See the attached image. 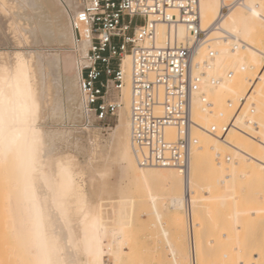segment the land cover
Here are the masks:
<instances>
[{"label":"bare ground","instance_id":"1","mask_svg":"<svg viewBox=\"0 0 264 264\" xmlns=\"http://www.w3.org/2000/svg\"><path fill=\"white\" fill-rule=\"evenodd\" d=\"M68 3L71 5L72 0ZM249 5L253 7L250 9ZM225 6L227 11H223ZM25 7L37 9L39 0H0V11L12 10L14 15L9 24L14 30V37L17 38L19 26L28 40L27 34L34 35L39 27L35 22L34 26L32 22L22 23L21 10ZM201 22L202 28L208 29L207 38L197 49L195 63L205 67L200 91L193 100V117L203 128L212 125L220 128L229 122L233 126L220 136L193 128L198 144L192 147L187 176L174 167L141 166L132 146L130 120L122 111L108 140L103 139L98 130L87 127L90 133L87 139L88 164L92 165L98 159L103 147L109 148L104 159H112L133 179L132 193L126 196L99 195L94 199L87 189V166L84 167L74 153L64 151L53 154L54 147L44 142L46 133L42 135L40 129L43 104L38 87L39 77L49 76L57 88V96L54 94L56 97L52 98L51 106L53 111H59L60 58L57 55L44 58L35 53L26 55L20 50L0 51V217L3 215L0 224L7 232L6 244L9 248L5 258L10 264H59L68 258L69 251L75 264H131L132 245L138 241V231H135L138 207L145 208L147 215H154L157 222H152V226H159L161 237L167 241L163 246L169 251V264H182L183 259L186 264H199L195 230L190 234L185 221L187 189L191 193L195 225L201 206L202 174L206 166L214 172L212 184L219 185L226 193L231 192L234 186L245 190L240 180L245 175L237 173V166L242 160L254 164L258 177L264 176V142L258 140L255 151L248 140L252 125L261 126V117L249 114L255 112L256 116L262 115L261 105L254 97L255 92H261L260 86L264 83V0H205L201 5ZM86 31L83 28L84 42L88 47ZM165 34L166 26L159 25V41ZM175 34L180 41L188 38L184 25L177 26ZM122 66L124 84L121 94L124 109L130 116L131 62L128 54ZM71 75L65 78L69 88L75 77ZM70 91L67 98L73 100ZM201 94L208 98L211 109L204 107ZM84 101L86 103L85 97ZM86 111L90 125L95 116L87 110V103ZM167 131L174 133L172 128ZM73 144L77 149H83L79 137ZM226 149L231 153L223 159L221 154ZM47 157H50L48 161ZM97 173L100 178H105L107 170ZM163 209L170 213L166 217L167 222L162 221ZM165 224H171L169 227L173 229L176 226L182 233L184 231L189 245L186 253H181L172 245ZM126 246L129 247L127 251ZM256 255V261L249 264H264L262 254ZM106 257L112 261L107 263ZM161 264L168 262L166 260Z\"/></svg>","mask_w":264,"mask_h":264},{"label":"built area","instance_id":"2","mask_svg":"<svg viewBox=\"0 0 264 264\" xmlns=\"http://www.w3.org/2000/svg\"><path fill=\"white\" fill-rule=\"evenodd\" d=\"M61 1L77 43L83 40L81 29L87 30L88 49L80 75L87 110L108 126L118 116L123 107L122 64L128 54L130 130L137 161L144 167H174L187 176L192 147L198 144L193 128L220 136L233 126L229 122L220 128H203L193 117V100L200 91L205 67L195 63L197 49L207 38L208 29L202 28L201 22L205 0H72L71 5L68 0ZM227 9L223 7V11ZM81 15L87 19H80ZM161 24L166 26V34L159 41ZM179 25L185 26L187 40L176 36ZM201 98L204 107L211 109L208 98L204 94ZM184 212L191 234L194 222L189 189Z\"/></svg>","mask_w":264,"mask_h":264},{"label":"rangeland","instance_id":"3","mask_svg":"<svg viewBox=\"0 0 264 264\" xmlns=\"http://www.w3.org/2000/svg\"><path fill=\"white\" fill-rule=\"evenodd\" d=\"M24 11L26 15L25 13L23 14ZM21 16H23L21 17L22 23L25 21L26 23L32 22L31 25H33V22H35V25L39 27L37 29L38 31L35 33L36 35H30V33H28L27 35L29 38L27 40L21 28L17 26V38L14 37V30L12 31L9 27L10 21L13 20L14 17L12 10L7 12L0 11V51L13 52L20 50L25 52L26 55H28V53H35L44 58L57 55L61 61V79L58 88V90H61L59 94V99L61 100L59 111H53V107L51 106L52 98L57 96L55 94L57 88L53 86L49 76L44 75V78H41V76L39 77L38 87L40 89V99L43 104L41 110L43 118L41 120L40 129L42 135L46 133L44 142L54 147L53 154L64 151L74 153L77 155L82 165L84 167L87 166V189L94 199L98 198L99 195L102 197L130 195L132 193L133 179L131 176L125 174L121 167L112 159H104V154L109 148L103 147L99 151L98 159L94 161L92 165L88 164L90 154L87 151L89 150V142L87 139L90 133L86 128L92 127L91 129L98 130L103 139L108 140L113 131L112 129L118 123L117 119L119 115L112 120L109 126L96 121L95 117H93L92 124L89 125L86 103L80 89L81 66L88 49L87 43L84 42L83 28L81 29L83 40L77 43L71 26L69 13L61 0H39V8L31 9L25 7L21 10ZM26 16L31 18H27ZM70 75L75 76L74 83L72 82L70 88H76L77 92L76 90L73 91L65 84L66 76ZM76 80L77 82H75ZM260 87L261 92H255L254 99L261 105L260 110H262V115L256 116L255 112L249 111L251 117H261L260 128L255 127V124H253L251 130L248 132V140L251 142L255 151L259 140L257 137H260V140L264 141V83L261 84ZM69 91L72 93V96H74L73 100L72 98H67V93L69 94ZM75 95H78V97ZM114 95H118V92L114 91ZM121 99L123 101V107L120 111L130 120L127 110L124 109L123 94H121ZM45 101H47L46 104L44 103ZM76 111L79 114L76 113ZM77 137H79L83 143V149L81 150L73 146V142ZM229 153H231L230 150H224L221 154L223 159ZM49 159L50 157H47L46 160L48 161ZM105 169L107 170V175L105 178H100L97 171ZM42 170L43 169H41V171ZM255 170V166L252 162L242 160L237 166V173H243L245 175L243 179H240L243 182L242 185L245 190L241 191L238 186H234L231 187V192L226 193L221 191L219 185L212 184V174L214 173L212 169L207 166L204 168L202 174L203 191L201 195V206L198 210L195 227H193L195 230V232L193 230L195 233V241L197 239L195 245L198 246H196V248H198L196 255L198 256L197 261L199 264H249L251 261H256V256H258L256 254L260 253L264 258V176L260 175L261 177H258ZM140 208H136L138 225L135 231H138L139 237L137 233H135L138 241H135L136 243L132 245L133 256L131 264H161L166 260L169 264L171 261L169 251L163 246L166 245L167 241H165L164 237H161L162 234L159 226H154L155 228L152 226V222H157L155 217H153L154 215H147L145 208L144 210L146 212L143 208ZM162 211L164 215L162 221L167 222L168 219L166 217H168L170 213L166 209ZM2 220L4 219L2 218ZM171 224L167 226L165 224V226L170 232L169 238L172 245L181 253H186L188 251L187 249H189V245L184 236V231L183 233L182 231L180 232L175 225V227L173 226L175 229L169 227ZM1 225L2 224H0V227ZM156 225L159 224L156 223ZM6 234L7 232L1 227L0 264H10L5 258L9 248L6 244L8 242ZM156 245H158V248ZM125 250H129V247L126 246ZM109 258L110 257H106L107 263L112 261V259ZM183 261H185V259L181 260V262L182 264H186V261Z\"/></svg>","mask_w":264,"mask_h":264},{"label":"snow or ice","instance_id":"4","mask_svg":"<svg viewBox=\"0 0 264 264\" xmlns=\"http://www.w3.org/2000/svg\"><path fill=\"white\" fill-rule=\"evenodd\" d=\"M253 6L252 5H249V8L251 9ZM80 19H87V17L81 15L80 16ZM49 264H51V262H49ZM59 264H75V260L74 258L72 257V254H71V251H69V256L66 260H63L61 262H59Z\"/></svg>","mask_w":264,"mask_h":264}]
</instances>
